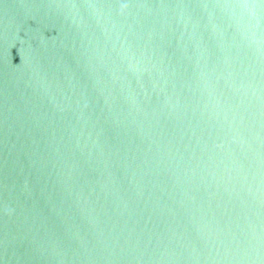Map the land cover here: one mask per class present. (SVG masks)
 <instances>
[{
  "label": "water",
  "instance_id": "water-1",
  "mask_svg": "<svg viewBox=\"0 0 264 264\" xmlns=\"http://www.w3.org/2000/svg\"><path fill=\"white\" fill-rule=\"evenodd\" d=\"M0 264H264V0H0Z\"/></svg>",
  "mask_w": 264,
  "mask_h": 264
}]
</instances>
